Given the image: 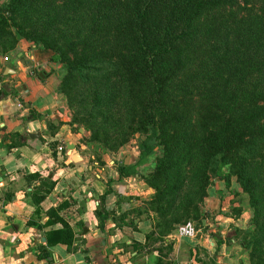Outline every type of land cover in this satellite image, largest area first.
Wrapping results in <instances>:
<instances>
[{"label": "trees", "instance_id": "obj_1", "mask_svg": "<svg viewBox=\"0 0 264 264\" xmlns=\"http://www.w3.org/2000/svg\"><path fill=\"white\" fill-rule=\"evenodd\" d=\"M15 34L56 51L63 91L92 83L94 108L111 115L92 138L104 151L141 133L140 157L121 163L119 179L160 149L146 180L156 239L202 225L219 178L231 195L248 196L251 225L231 238L243 233L252 262L264 264V0H0V38ZM7 95L2 87L0 100ZM65 205L48 210L62 223L48 245L73 251L75 231L58 213ZM240 205L230 216L241 217ZM49 254L39 249L40 259Z\"/></svg>", "mask_w": 264, "mask_h": 264}, {"label": "crops", "instance_id": "obj_2", "mask_svg": "<svg viewBox=\"0 0 264 264\" xmlns=\"http://www.w3.org/2000/svg\"><path fill=\"white\" fill-rule=\"evenodd\" d=\"M6 63L0 57V89L6 83L12 88L0 100V264H254L250 250L231 238L232 226L247 227V208L242 205L240 219L230 216L233 202L223 184L210 189L206 219L199 226L192 222V235L180 236L176 228L156 239L147 204L153 188L138 173L119 179V170L107 174L94 165L72 132L59 127L67 111L57 105L48 73L39 79L26 71L34 68L31 62L24 68ZM137 159L127 155L124 162ZM63 203L58 213L75 231L73 251L61 242L48 245L47 234L62 227L48 210ZM40 248L49 250L48 257L39 258Z\"/></svg>", "mask_w": 264, "mask_h": 264}, {"label": "rangeland", "instance_id": "obj_3", "mask_svg": "<svg viewBox=\"0 0 264 264\" xmlns=\"http://www.w3.org/2000/svg\"><path fill=\"white\" fill-rule=\"evenodd\" d=\"M35 16L40 18L38 15ZM22 20L27 25L31 24L30 20L27 18H23ZM0 57L5 59V62H7L6 65H13L15 67L19 66L21 68L26 67L28 62H31L32 67L34 68L31 69V67H28L26 69V71H28V73L31 75L37 76L38 69L45 70L48 73V84L52 88V92L57 97V105H59V107H63V109L67 111V117H65L64 121L60 123L59 127L64 125L67 129H64V131L72 132L74 140L79 145V150H82L84 154H87L90 157L92 163L99 169H104L103 171H105L107 174H112L114 171L119 169L121 163L125 159V156L137 155L139 159L141 154L140 145L142 142V135L140 132H136L134 137L117 148L107 147V151H104L106 143H104L105 141L102 138L92 139L94 136H96V132L94 131L98 128V126L107 124L111 115L108 114L107 118L103 113H99L97 109L94 108L93 85L91 82L89 83V81L78 79L77 81L80 82L81 85L77 92L71 90V92L63 91V82L67 74L66 64L59 60V57L56 55V51L54 49H42L15 34L14 36L0 38ZM20 58L22 61L21 65L18 64V60ZM8 74L10 75L11 73L8 72ZM21 101L24 102V99L21 98ZM120 112L123 111H119V108L114 106L112 108L111 114L119 116ZM123 123H126V121ZM101 132L103 133V130H101ZM16 144L19 143L16 142ZM57 145V142L54 143L52 145L53 149L56 150ZM63 145L65 146L64 143ZM159 153L160 149L157 148L156 152L148 157V163L139 165L138 168H135V170L131 172L134 176L138 173L140 180L144 182V186L146 187H151L146 180L153 170L155 158ZM216 183L223 184L225 186V183L219 180V178L214 180L213 186H216ZM233 189H241L237 183V180L234 181ZM225 191L227 202H233L230 210L234 207L241 206L240 204L246 206L247 209L245 217L242 221H244L243 225H246L247 227L241 228L247 229L251 225L250 220L253 214V211L248 205V196L246 194H241L239 196L231 194L229 195L230 190L228 188H226ZM153 192L155 193L154 188ZM233 227L234 226H232V229H235V227ZM243 236V233H240L238 236L239 240L243 238Z\"/></svg>", "mask_w": 264, "mask_h": 264}, {"label": "built area", "instance_id": "obj_4", "mask_svg": "<svg viewBox=\"0 0 264 264\" xmlns=\"http://www.w3.org/2000/svg\"><path fill=\"white\" fill-rule=\"evenodd\" d=\"M63 147L59 146V150H62ZM194 224L192 222H188L186 224L180 225L178 228V233L180 236H189L194 232Z\"/></svg>", "mask_w": 264, "mask_h": 264}, {"label": "water", "instance_id": "obj_5", "mask_svg": "<svg viewBox=\"0 0 264 264\" xmlns=\"http://www.w3.org/2000/svg\"><path fill=\"white\" fill-rule=\"evenodd\" d=\"M4 88H5V90H7V91L12 90V88H10V84H9V83H6V84L4 85ZM18 90H21V88L18 87ZM30 135H31V137H34L33 134H30ZM69 148H70L71 150H74V149H76V145H75V144H70V145H69ZM81 159H82V157H81V155H80V152H76V153H75V156H74V160H75V161H79V160H81Z\"/></svg>", "mask_w": 264, "mask_h": 264}, {"label": "flooded vegetation", "instance_id": "obj_6", "mask_svg": "<svg viewBox=\"0 0 264 264\" xmlns=\"http://www.w3.org/2000/svg\"><path fill=\"white\" fill-rule=\"evenodd\" d=\"M37 77H38L39 79H45V78H47V73H46V71H45V70H40V71L38 72V74H37Z\"/></svg>", "mask_w": 264, "mask_h": 264}]
</instances>
